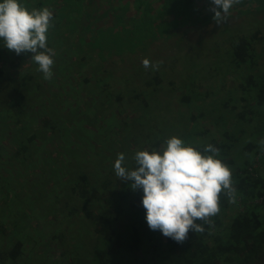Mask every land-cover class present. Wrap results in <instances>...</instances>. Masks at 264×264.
<instances>
[{"label": "trees", "instance_id": "trees-1", "mask_svg": "<svg viewBox=\"0 0 264 264\" xmlns=\"http://www.w3.org/2000/svg\"><path fill=\"white\" fill-rule=\"evenodd\" d=\"M20 1L29 10L49 8L52 11L53 26L47 34V46L54 50L53 57H62L66 51L67 63L72 60L69 58L71 50H68L66 41L70 38L68 43L78 50V43H92L95 39L87 41L85 35L93 32L95 27L99 28L94 20L107 17L115 8L110 3L112 0ZM160 2L162 0H134L136 15L145 16L137 20L132 29L140 30L149 24L154 25V22L166 23L175 16L186 21L187 14L190 24H194L202 20V15L210 14L211 17L214 14L209 10L211 0H206L203 4L198 3V0H169L159 6ZM240 3L241 5L235 4L232 7L242 8L237 14H249L250 9L255 10L256 6L264 11V0H240ZM178 6H182L184 10L181 11ZM125 8L128 6L122 5L120 10L117 9L119 17H116L115 22L121 21L118 26L114 24L116 27L105 29L100 25L104 31L100 32L96 28L94 31L97 34L94 38L99 36L96 39L105 40L112 32L120 29L121 25H126L123 20L130 16ZM125 27L121 26V29ZM200 34L201 32L195 31V38L190 41L195 49L201 42L200 38H204ZM259 34L257 30L247 36L230 37L229 53L224 58L230 65L228 70L218 63L223 59L222 56H214L211 76L205 81L211 86V90L221 94L216 98L217 102L208 99L209 91L205 94H194L188 86L182 92L179 103L182 109L190 110V119L185 125L181 124L182 127L175 134L159 125L160 116L154 115L150 109L154 102L150 105L146 96L141 95V103L137 106V98L140 94L149 93V86H145L146 91L141 89L138 95L136 93V96L129 99L123 93H116L121 98L113 96L98 103L101 97H105L103 91L97 92L94 86L88 88L92 85L90 80L96 79L98 84L104 78L102 74L98 75L96 67H80L73 72L68 71L69 76L66 70L58 68L55 76L62 81V85L71 84L72 88L66 93L60 90L59 94V90L53 89L54 94L49 95L50 90L45 92L44 86L38 87L40 84L47 86L48 82H44L42 78L39 81L34 80V75L31 74L38 66L31 59V54L17 55L3 47V40L0 39V136L6 135L9 129L16 130L30 144L37 137H42L44 142L58 139L62 143L69 136V143L72 145L71 148L65 147L67 163L65 162L64 172L57 170L53 174L55 180L50 188V197L45 198L46 192L42 190L40 200L43 202L28 203L25 216L16 214L19 209L17 206H21L18 202L23 201L22 197L17 194L16 197L8 198L9 195L4 196L5 186L0 188V193H3L0 196V200L3 199L0 201V264H143L144 259H149L147 264H264V151H257L261 145L256 134L255 138L240 141L227 128L232 117L240 122L246 116V122H252L256 116V124L264 130V62L257 54ZM142 48L138 47L137 51ZM135 49L136 47L133 50ZM80 51L85 54L88 52L83 48ZM261 52L264 54V51ZM26 62L32 68L25 69L20 76ZM217 68L219 72H216ZM126 69L130 72L129 67L124 68V71ZM175 70L178 71L177 68ZM117 74L118 72L112 78L115 85L119 80ZM173 77L176 83H180V77ZM32 82L35 88L33 86L30 89L31 86L28 85ZM157 82L159 86L163 84L160 77ZM7 84H11L10 91ZM110 85L105 81L103 87ZM82 86L89 91H81L79 88ZM65 87L68 88L67 85ZM163 88H167L166 84H163ZM22 89L26 94L21 93ZM36 89L43 90L47 95L48 101L44 105L38 101L39 92ZM119 91L122 92V89ZM68 94H72L73 99L68 107L70 110L66 111ZM169 101L173 110L178 109L177 103ZM99 104L105 107L99 109ZM213 115H217L225 123L228 121V124L220 125L217 118L212 120V132H205L204 124ZM127 117L132 120L134 127V122L138 127L130 129L126 120L122 121ZM24 119H27L31 127V135L27 139L20 128ZM101 124L105 126H100ZM119 127L124 132L117 130ZM218 128L223 135L221 141L212 140L208 143V140V144L204 145L206 138ZM156 129H160V133H153ZM133 130H137V133ZM173 136L182 139L186 146L190 145L204 155H212L211 152H204L207 145L219 150L223 146L225 149L226 146H236V149L247 154V157L239 155V159L231 157L232 152L226 154L219 151L216 158L225 163L232 172L236 202L229 203V198L222 192L219 199L220 211L211 218V226L205 224V231L202 233L189 232L188 239L182 244L165 237L159 230L153 231L148 227L145 209L141 203L142 189L133 191L130 188L131 182L118 178L114 171V163L119 154L123 153L125 156L126 162L122 166L134 170L136 164L133 157L136 151H161L165 141ZM25 150L24 147L16 153L13 163L21 162L22 158L31 159ZM89 150L94 151L95 155L88 154ZM103 152L104 157L101 155ZM2 158L0 154V184L8 183L7 177L11 176L14 178L12 181H15V190H24L27 184L20 176L18 163L16 166L11 164L12 168L6 170L5 165L8 164ZM258 158L261 159L262 170L259 167L254 168ZM55 159L66 161L58 157ZM95 159L103 161L96 164L98 160ZM103 177L104 179H100ZM16 217L19 219L15 225H10L8 221Z\"/></svg>", "mask_w": 264, "mask_h": 264}, {"label": "rangeland", "instance_id": "rangeland-1", "mask_svg": "<svg viewBox=\"0 0 264 264\" xmlns=\"http://www.w3.org/2000/svg\"><path fill=\"white\" fill-rule=\"evenodd\" d=\"M0 2H2V0H0ZM19 2L21 1L19 0ZM130 2H132V0H127V3H130ZM21 4L23 5V2H21ZM177 8H179L181 11L184 10L182 6H178ZM133 11L134 9L132 8V12ZM116 16L117 15L113 14V15H110L108 18H105L101 21L106 26L110 27V26H113L115 22V20L114 19L112 20L111 18H114ZM209 16L210 14L202 15L201 16L202 20L194 24H190L188 14H187L188 19L186 21L184 19H181V17L175 16L171 18L170 21L166 22L167 24L162 21L154 22V25L149 24L145 28L140 29V30L132 29V26L135 23H132L131 21V23H128L126 25H121L122 27L126 26V30L129 31L128 34H124L120 26V29H117L105 40L95 39L92 43L86 44V45H82V43H78V45H80L79 50L74 45L71 46V44L68 43L70 41V38H69L66 41V46L68 45L67 46L68 50H71V52L69 53V56H70L69 58L72 61H70L69 63L66 62L68 57L65 56L67 54L65 51L62 57L61 55H58V57L57 56L53 57L54 65L52 68L53 75L51 79L45 80L43 78V74L37 71L38 66L35 68V71H33L31 74L34 75L33 76L34 80L37 79V81H39L40 78H42L44 82L45 81L48 82L47 86L40 84V86L38 87L44 86V91L46 92L50 90L48 94L52 95L54 94L53 89L59 90L58 92L59 94L61 93V91L63 93H66L68 90L72 88L71 84L68 85L67 83H63L65 85H62V81L59 80L57 76H55L58 68L64 69L66 70V72L68 71L73 72L76 69H79L80 67H84L85 69L96 67V69L98 70V75L102 74L104 78L102 79V81H98L100 82L98 83L99 85L96 83L95 81L96 79L90 80L92 81V85L90 84L88 88L94 86L97 92L103 91V94L105 97L104 98L101 97V99L98 100V103H102L106 100V98L110 99L113 96H116L117 94H121V93L124 94V97H127L129 99L132 96H136V93L138 95L139 94L138 91H140L141 89L145 90V86H149L150 87L148 89L149 93L145 92L143 94H140V96L137 98L139 100L137 101V106L140 105L141 103V95L147 96L149 100V104L151 103L153 104L154 102V106L150 108L151 111H153L154 115L160 116L159 125L167 129L169 133L175 134L182 127L181 124L185 125L186 122L189 121L190 119V110L186 111V109H182L183 107H181L179 103V98L182 92H184V90L188 88V86H190V90H192L194 94L195 93L205 94L206 92L209 91L210 97L208 99H211L212 98L211 96L215 93V90L213 89L211 90V86L209 87L207 81L205 80L210 78L211 76V71H212L211 66L212 65L210 62H213L212 60L215 55L221 56L224 53L223 51L227 49L228 47L227 38L229 37V33L224 31L225 29L218 28L215 30V27L216 26L224 27L227 24L230 26V24H233L231 26V29L227 28V30L231 31L232 33H242V32H248L250 28L252 27V25H255L254 23L255 19L252 17H249L248 21L240 19L239 21L236 22V21H232L231 19H229V20H226L225 22L223 21L222 23L217 24L216 22H212L210 20L212 17H209ZM134 19L137 20V18H134ZM95 23H99V21L95 20ZM142 25L144 26V24ZM50 29L48 33H50ZM132 31H134V33L131 34L130 32ZM195 31L201 32L200 35L203 34L202 37H204V38H200L201 42L197 44L196 49L194 48L193 44L190 42V41H193L195 38L194 36ZM217 31H219V33ZM215 34L216 35L219 34L221 37H223V38L219 37V40L221 43L220 45L216 41L217 36ZM87 36L88 37L91 36L90 32L87 33ZM98 37L99 36H96V38ZM211 37H214V38L212 39ZM89 40L90 38L87 39V41ZM140 46H142L143 48L137 51V48ZM172 46H173V49H172ZM212 46H213V49H211ZM134 47H136L135 50H133ZM67 48L65 47V50H67ZM82 48L84 50L87 49L88 51L85 55L83 54L84 51H80ZM107 51H111L110 54H107ZM100 52L102 53L99 56ZM104 54H107V55H104ZM144 59H148L152 64H155L156 62H161L159 65V69H158L160 72H157V70L153 71L151 67L146 69L142 65V61ZM203 61L210 63L206 69H204L200 65V63ZM122 67L123 68L129 67L130 72H127L128 71L127 69L124 71ZM30 68L32 67H30V64L28 62L24 63L23 68L20 71L19 75L21 76V73L23 75L24 70L25 69L29 70ZM176 68L178 69V71L175 70ZM184 69H186L187 73L185 72ZM66 72H65L64 77L66 76ZM69 72H68V76H69ZM117 72H118L117 77L119 78V80H118V83L115 85V80L112 81V78H113V75ZM216 72H219V68L216 69ZM11 74H13L14 77L16 76L13 72H11ZM172 75L180 77L181 78L180 83H176V79L172 77ZM212 75H214V72H212ZM220 76H223V75H220ZM61 77L62 76H60V78ZM158 77H160L162 82L164 81L163 84H166L167 89L162 88L163 84H162V87L159 86L157 82ZM173 78L175 80L171 81L170 79H173ZM194 78L198 80H192ZM105 81L111 84L110 87H105L106 89L103 87V84ZM7 85L10 91L11 84H7ZM56 85H58V87H55ZM66 85L68 88L65 87ZM28 86L29 87L31 86L30 89H32L34 86L33 82L30 83ZM213 88H216V85H213ZM79 89H81V91H87V90L89 91V89H86L84 86H82ZM119 89H122V92H120ZM36 90L39 92L38 101L41 102L42 105H44L46 101H48L47 95L41 89H36ZM124 92H127V93H124ZM21 93L24 94L25 90L22 89ZM216 94H218V91H216L215 95ZM72 96H73L72 94L67 95V100H69L68 101L69 103L66 107V111L70 110L68 107L71 106L70 104L73 99ZM63 98H65V96ZM116 98H121V97L116 96ZM169 100H172L175 103H177L179 105L178 109L173 110L172 106L170 105ZM215 102H217V100H215L214 103ZM108 106L112 107L109 104ZM104 107L105 106L100 105L99 109L104 108ZM210 114H213V113L210 112ZM217 115H213V116H217ZM125 120L127 122V126L130 127V129H132L134 127V125L132 124L133 123L132 120H129L128 117L127 119H122V121H125ZM219 121H220L219 122L220 125L228 124L227 123L228 121L226 123L224 121H221L220 119ZM257 121L260 122L259 120ZM119 122L122 123L121 121ZM213 122L216 123V121H213ZM106 123H109L108 120H106ZM111 123H113V121H111ZM134 124L135 126L138 127L136 122H134ZM251 124L247 125L245 124V122L240 120L241 127L247 126L246 128L247 132L243 134L244 137L246 136L250 137V134L253 133L252 136L253 138H255V134H256L258 143H259L260 140L264 139V130L261 133V135L258 136L257 133L261 131V128H259L258 125L256 124V116H255V120L252 121ZM103 125L104 124H101L100 126H103ZM228 125H231V124L229 123ZM149 126H150V123H149ZM20 128L22 132L25 134L26 139H27L31 135V127L28 125L27 119H24L23 121H21ZM227 128H229V126H227ZM119 129L124 132L123 128L121 127L117 128V130ZM133 131L136 132L135 130ZM6 132H8L6 135L2 134L0 136V139H1L0 154H2V157H3L2 160L4 159L3 162L5 164H8V165H5L6 170H8L9 168H12L10 167L11 164L16 166V164L18 163L17 167H18L20 176L25 179L24 180L26 181L25 184H27V186L29 187L25 186L24 190L20 188H16L15 190V181H12L14 180V178L9 176L7 177L9 179L7 181L9 182L8 183L5 182V184H0V188L5 186L6 189L4 190V196L9 195L8 198L10 196L16 197L17 194L22 197L23 201L18 202L21 204V206L20 205L17 206L19 207V209L17 208L18 211L16 212V214L25 216L26 215L25 213H27V210H28L26 209L28 208L27 207L28 203H38L39 201H42L40 200L42 190L46 192L45 198L50 197V194H51L50 188H52V183L55 180V177L53 176V174L57 170L64 172L63 170L65 168L64 167L65 162L67 163V159L64 156L66 152L65 147L71 148L72 145L69 143V139H70L69 136H68L69 139L67 138L66 140H64V142H62L63 144L59 143L58 139L57 140L52 139L51 142L47 140L46 142H48L49 143L48 144L43 141L42 137H37L36 139H33L32 140L33 143L30 144V142L26 143V141L22 138L21 135L18 134L16 130L13 131L9 129ZM219 134L220 133H219V128H218L212 134H210L208 138H206L204 145L210 143V141L212 140L221 141V138H223V135L222 134L219 135ZM159 136L163 137L162 134H160ZM244 137L236 136V139L244 140ZM208 140L209 142L207 143ZM65 141H68V142H65ZM228 141H229V138H228ZM24 147L26 148L25 150L26 153L30 155L31 159L22 158L21 162L14 161L13 163L16 153H18V151ZM235 147L231 148V147L226 146V149H225L223 146L219 151H222L226 154H228L229 152H232L231 157L239 158V155H243L244 157H247V154L243 150L236 149ZM257 151H262V150L258 149ZM106 153L109 156L108 152ZM88 154L93 156L95 155V152L89 150ZM101 155L102 157H104L105 153L103 152ZM55 157L61 158L60 160L65 159L66 161L64 160H62L61 162L56 161ZM95 160H98L96 164L103 161L102 159L100 160L95 159ZM50 166H52L53 168H50ZM110 167L111 165L109 166V168ZM107 171H108V168L106 169V172ZM262 172L264 173V171ZM102 175H105V174H102ZM100 179H104V177ZM20 191L22 192L20 193ZM138 192L142 193L141 190H139ZM1 194L3 193H0V196L2 197ZM2 200L3 199H1L0 201ZM5 212H13V211L5 210ZM17 219H19V217L11 218V220L8 222L10 225H15V222ZM6 226H7V223H6ZM148 260L149 259H144L145 262L143 264H147Z\"/></svg>", "mask_w": 264, "mask_h": 264}, {"label": "clouds", "instance_id": "clouds-1", "mask_svg": "<svg viewBox=\"0 0 264 264\" xmlns=\"http://www.w3.org/2000/svg\"><path fill=\"white\" fill-rule=\"evenodd\" d=\"M168 1L162 0L164 3H168ZM205 1L198 0V3L203 4ZM249 1L251 2V0ZM133 2L134 0L130 3H127V0H112L110 3L115 8L107 17L97 20L99 23H95L96 19L94 20V24L99 26V28L95 27V29L98 28L100 32L104 31L103 27L107 29L108 26L101 20L113 14L119 17V10L122 4L128 6L127 9L125 8V12L130 16L129 18H124L123 21L126 24L131 23V21L136 24V21L145 15L142 14L141 17L136 15ZM162 2L158 3V5L160 6ZM235 4L241 5L240 0H211L209 10L214 14L211 15L212 18L210 20L220 24L229 19L237 22L240 19L248 21L249 17L254 18L255 25H252L248 32L232 33L227 30V28L231 29L233 24H230V26L227 24V27L217 26L215 30L221 28L229 33L227 38L228 47L230 37L247 36L258 30L260 32V43H258L257 54L264 62V54L261 52V50L264 51V11H261V8L256 6L255 10L250 9L249 14H237L242 8L233 9L232 7ZM155 7L158 8V6ZM132 8L134 9L133 12ZM117 9L119 10L117 11ZM151 9L153 10V7ZM116 17L111 19L116 20ZM134 18H137V20ZM52 19L53 13L49 8L29 10L19 0H2L0 2V39L3 40V47L9 51H14L17 55L30 53L31 59L38 65L37 71L43 74L45 80L51 79L53 75V56L55 52L47 46V34L53 26ZM120 22L116 21L115 23L118 26ZM100 25H103V27ZM111 27L114 28L116 26L113 25L109 28ZM94 30L90 32V37L86 33L87 39L90 38L93 41L94 34H97ZM121 30L124 34L129 33L126 27ZM217 32L219 33V31ZM218 35H216V38L220 45L219 37H223ZM228 47L221 55L223 59L218 61L219 65H223L227 70L230 65L225 62L224 58L229 53ZM110 52L107 51V54H110ZM83 54L85 55V53ZM160 63L152 64L148 59L142 61V65L146 69L151 67L153 71L157 70L158 72H160L158 70ZM210 63L213 65V62ZM210 63L203 61L200 64L206 69ZM223 66L221 67L224 68ZM262 66L264 67V63ZM221 70L224 71V69ZM219 96L221 94H216L212 96L211 100L214 101ZM212 117L207 119L208 123L206 125L204 124L205 132H212V120L218 118L217 116ZM245 123L247 124V122ZM230 124L229 131L232 134H239V136L244 137L243 134L247 132V126L241 127L240 122L233 120V117ZM135 131L137 133V130ZM160 131V129H156L153 133H160ZM252 135L253 133L250 134V137H244V140L250 139L253 137ZM259 144L261 145L260 150L264 151V139L260 140ZM204 152H211L212 155H204L194 147L186 146L182 139L173 136L165 141V146H162L161 151H136L133 157L136 164L134 170H129L122 166L125 161L123 153L118 155L114 163V171L118 178L130 181V188L133 191L142 189L143 197L141 203L145 209V219L148 227L153 231L159 230L165 237L171 238L180 244L188 239L189 232L202 233L205 231V224L211 226V218L220 211L219 199L222 192L229 198V203L236 202V189L233 186L232 172L225 163L216 158L219 155V149L212 145H207L204 148ZM256 161L254 168L259 167L262 170L261 159L258 158Z\"/></svg>", "mask_w": 264, "mask_h": 264}, {"label": "crops", "instance_id": "crops-1", "mask_svg": "<svg viewBox=\"0 0 264 264\" xmlns=\"http://www.w3.org/2000/svg\"><path fill=\"white\" fill-rule=\"evenodd\" d=\"M230 72H231V69H230ZM213 101V100H212ZM246 119H247V117L245 116V117H243V118H241V121H243V122H246ZM246 124V123H245ZM250 125V122H248L247 121V125ZM252 125V124H251ZM263 132V129H261V131L260 132H258L257 134L260 136L261 135V133ZM232 133V132H231ZM236 136H239V134H236Z\"/></svg>", "mask_w": 264, "mask_h": 264}]
</instances>
